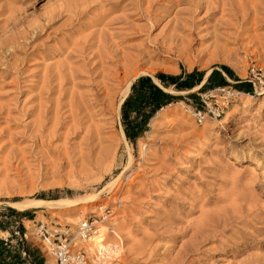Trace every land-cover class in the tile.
I'll return each instance as SVG.
<instances>
[{
	"label": "rangeland",
	"instance_id": "1",
	"mask_svg": "<svg viewBox=\"0 0 264 264\" xmlns=\"http://www.w3.org/2000/svg\"><path fill=\"white\" fill-rule=\"evenodd\" d=\"M63 1L0 0V43L21 45L13 54L0 49V202L97 196L68 210L26 211L32 217L22 225L27 246L54 264L44 257L50 254L35 234L37 223L75 230L85 216H105L101 227L112 226L110 235L103 229L105 241L121 248L120 257L114 255L107 264H264V0L248 1L260 15L255 20L250 16L241 29L211 10L206 0H87L113 11L70 40L103 29L112 36L109 44L117 41L118 49L143 50L151 58L142 67L145 75L121 73L113 111L94 117V124L105 119L106 137L119 140L106 159L97 150L91 155L85 151V129L72 134V122L57 132L60 137H49L60 94L47 93V82L56 87L54 75L67 52L57 50L65 17L49 23L46 18ZM96 13L91 11L82 23L89 25ZM113 18L118 21L104 28ZM71 63L75 70L81 67L80 59ZM220 65L231 68L240 81L251 78L249 69L255 68L262 76L252 79L256 90L252 87L248 97L239 94L220 117L200 123L194 111L206 91H194L195 99L184 93L151 119L135 145L120 140L121 105L116 107L128 82L142 76L154 80L157 73L207 74ZM77 76L65 84L61 105L73 95L90 98L89 78ZM46 108L50 113L42 120ZM69 110L61 107L64 118L74 114ZM21 212L0 207V215L18 217ZM7 228L0 224V238ZM12 247L7 250L17 253Z\"/></svg>",
	"mask_w": 264,
	"mask_h": 264
},
{
	"label": "bare ground",
	"instance_id": "2",
	"mask_svg": "<svg viewBox=\"0 0 264 264\" xmlns=\"http://www.w3.org/2000/svg\"><path fill=\"white\" fill-rule=\"evenodd\" d=\"M248 1L249 0H232V1L231 0H206V4L207 6H209L211 10L213 9V10L220 11L223 14L222 17L228 16L229 17L228 22L230 21L235 22V25L241 29L244 21H246L250 16H252L253 20H255L256 16L260 15L258 14V12L260 11L259 8H257L255 5H253L252 3ZM87 2H88L87 0L83 2H81V0L80 1L79 0H64L62 4L58 5L57 7H54L53 12L46 18L47 20L46 22L49 23L56 19L62 20L65 17V20L63 21V24L61 26L63 28L62 32H60L59 34L62 37V40L57 41L59 45L57 50L61 52V54L64 53V51L67 52L64 57V60H65L64 65H61L56 70L55 75H54L55 77L54 80L58 82L56 87H51V80L47 82V93L52 94V92L56 90L60 94L59 97L54 101L55 115L53 117V122L51 121L52 128L50 129L51 132L49 133L50 134L49 137H51L52 139L60 137L57 135V132L63 127H65L67 122L69 123L72 122L73 124L70 125L71 128L69 129V131H71L72 134H75V132L77 131H83L85 129L84 130L85 135L83 137L82 144H81V146L84 145L85 151L91 155L94 151L97 150L98 157L106 159L108 158V156L110 155L111 151L116 146V144H118L119 140L117 141V140H113L111 138L106 137L107 135L105 136V133L107 132H105V130L107 131V126H106L107 123H104L105 119L101 118L99 121L97 120L98 122H96V124H94L95 123L94 117L96 116L99 117L104 112L110 109L113 111V108H112L113 105L111 103V100L115 96L114 95L115 89L118 88L117 86L122 81L121 73L123 75H126L125 77H131V76L133 77V75L137 76V73L145 75V72L143 71L142 67H144V65L151 58L149 57V53L144 52L143 50H136L134 53H131V52L128 53V52L123 51L125 49H118V46L120 44L118 45L117 41L116 42L114 41L115 43L112 42V44H109L111 42H108V39L110 41V39H112L110 37L112 36L106 35L103 29L101 30L96 29L97 31H93L90 34H87V36L85 35V37L79 36V39L70 40L71 36L77 35V34L80 35L81 30L82 29L84 30V27L92 28V27H96L100 25L102 20L108 17V15H110L113 11L112 10L113 7L111 6H110V10L105 11L103 9L104 6L100 7L96 5L93 7L94 1L89 2V3ZM108 2L109 0L105 1L106 4ZM95 10L97 11V13L95 16L91 17L90 24L84 25L82 23V20L84 18H87L90 15L91 11H95ZM116 21H118L117 18H113L109 20L107 23L103 24L104 28H108V26H110L109 25L110 23H113ZM34 30L35 29L32 30V33L30 34V36L29 34H27L29 36V40L31 39L32 35H34ZM116 40H119V39H116ZM67 41L71 43V45L73 46L72 48H69V46H66L65 42ZM23 44L25 45L26 43H23ZM20 46H21L20 44L13 45L11 43L10 44L8 43V45H6V44L0 43L1 53H3L6 50V52L12 51L10 54H13L15 49H18ZM26 46L28 47V45ZM218 48L219 47L215 46L214 52H217ZM170 50L171 49L165 50V51L169 53ZM24 57H26V52L24 53ZM72 58L80 59L81 67L78 70L74 69V64L71 63ZM97 68L99 69L98 71H97ZM78 73H83L85 77L89 78L88 97L90 98H87L86 95H83V94L82 96L73 95L72 96L73 100L71 99L69 100L67 104L61 105V99H64L65 96L67 95L66 91L65 92L63 91L65 84L70 80L72 81L75 78H78L77 76ZM210 73L211 72H207L201 84L189 92H194L198 90V88L201 87L203 83H205ZM132 82L133 80H131V82H128V84L126 85L124 94L122 98L119 100V103L117 104V107H116L117 109L129 95ZM154 82L156 83V85L160 87V84L156 79H154ZM166 91L171 92L172 94L173 93L177 94V95H181L182 93H185V92L177 93L170 89H167ZM242 95L245 97H248V95H245V94H242ZM48 99H49V96L46 99L48 101V102L46 101V103L49 104L51 103V101H49ZM65 106L69 107L70 109L69 111L73 112L74 114L70 113L69 116L67 115L64 118L63 115L61 114V107H65ZM168 106H165V108L160 110L155 116L161 113V111L163 114V111L166 108L167 109L169 108ZM91 107H94V108L98 107L99 110L95 113H90L91 109L89 108ZM49 113L50 112L49 110H47V108L43 110L40 113L41 119L43 120V116L45 114L47 116ZM74 116H76V120L71 119V117L75 118ZM154 117L152 118V120L154 119ZM45 120L46 119L44 117V121ZM48 121H45V122H48ZM89 122L91 123L94 122V123H92L93 125L91 124V125H88L87 127L82 126L85 123H89ZM149 124H151V120ZM120 140L127 143V141L125 140L124 134H123L122 127H120ZM87 153L85 155H87ZM96 198L97 196H91V197H87L83 199L68 198V199H57V200H51V201L35 198V199L20 200L18 202H2V203L0 202V207L2 205H5L9 207L10 209H13L16 211H23V212L29 211V210H35L39 208L50 209V210L52 209L68 210L70 208H76L85 203L92 202ZM103 209H104L103 206H101L99 210L102 211ZM73 220L76 221V219H73ZM100 228H102V230L106 229L108 231V235L112 233L111 232L112 226L110 225L109 226L105 225L102 227L100 225ZM72 231H75V230L72 229ZM113 231L116 237H118L116 231L115 230ZM76 240H77V237H76ZM77 241L81 243L85 252H87L89 258H92V260L95 262L104 261L105 262L104 264H107L114 257V255H117L118 258L121 255L120 246H117L115 244H111L108 242L106 243L102 242V241H105V238L100 241H95V240L93 241L90 239H86L85 241H79V240ZM40 243H41V240H40ZM43 246L45 247L46 252L50 254V252L47 251V246H45L44 244ZM50 256L51 254L46 255L45 257L51 260L50 258H52V256L51 257ZM113 261L115 262L116 258Z\"/></svg>",
	"mask_w": 264,
	"mask_h": 264
},
{
	"label": "trees",
	"instance_id": "3",
	"mask_svg": "<svg viewBox=\"0 0 264 264\" xmlns=\"http://www.w3.org/2000/svg\"><path fill=\"white\" fill-rule=\"evenodd\" d=\"M205 76L206 73L196 70L189 73L182 71L180 75L157 73L155 77L162 89L154 83L150 76H142L136 79L131 84L129 95L120 106V125L122 126L125 140L135 145L138 142L137 140L148 132L150 120L160 110L164 109L168 104L182 100V95H172L164 90L171 89L177 93L188 92L186 94L187 97L195 99L198 94L189 91L198 87ZM223 87H232L245 95L253 93L251 83L240 81L235 72L225 65L215 66L205 83L198 88L196 93ZM41 199L44 200L43 197ZM31 219L32 217H29V220ZM26 252L33 264H43L44 260L39 256L37 251L26 248ZM6 254L16 264H21L17 253L10 255L8 251ZM0 258H3L2 251H0Z\"/></svg>",
	"mask_w": 264,
	"mask_h": 264
},
{
	"label": "built area",
	"instance_id": "4",
	"mask_svg": "<svg viewBox=\"0 0 264 264\" xmlns=\"http://www.w3.org/2000/svg\"><path fill=\"white\" fill-rule=\"evenodd\" d=\"M251 75L249 79L245 80L250 82L251 86L256 90L255 81L256 78L261 80V74L255 69H249ZM240 92L236 91L232 87L214 88V90L206 91L200 95V105H198L194 111V116L198 123L207 121L208 119L215 120L223 114L224 110L229 106L231 101L235 99ZM105 216L101 218H94L87 216L82 218L78 222V226L75 231H72L69 226L55 225V229L48 228L43 223H37L35 228V234L41 240L47 251L50 252L54 264H104L103 261H93L89 258L87 252H85L83 246L79 241H85L86 239L100 241L105 238L106 233L100 228V223L105 221ZM9 221L8 215L4 214L0 216V222ZM6 233L7 235L0 238V242L7 247V249L17 247V254L24 264H31L26 252L28 247L26 242V232L22 228L21 222L13 221L7 223ZM77 237V240H76ZM10 238V240H9ZM105 242L106 241H102ZM101 242V243H102ZM14 244V245H13ZM108 253V252H107ZM6 260H9L7 257Z\"/></svg>",
	"mask_w": 264,
	"mask_h": 264
},
{
	"label": "crops",
	"instance_id": "5",
	"mask_svg": "<svg viewBox=\"0 0 264 264\" xmlns=\"http://www.w3.org/2000/svg\"><path fill=\"white\" fill-rule=\"evenodd\" d=\"M155 83V82H154ZM156 84V83H155ZM161 89H162V87H160ZM164 90V89H163ZM171 90V89H170ZM164 91H166V90H164ZM173 91V90H172ZM167 93H170V94H172L171 92H168V91H166ZM185 93H187V92H185ZM182 94H184V93H182ZM181 94V95H182ZM172 95H176V96H181V95H177V94H172ZM175 103H178V102H175ZM175 103H172V104H175ZM172 104H168L169 106L170 105H172ZM167 105V106H168ZM21 213H24V214H18V217L17 216H13V215H8V217H9V221H2V222H0V224H2V223H11V222H13V221H16V222H21V224L23 225V222H31L30 220H29V217L30 216H28L27 214H26V212L24 211V212H21ZM2 215H4V214H2ZM2 215H0V216H2ZM15 215H17V213H15ZM32 220V219H31ZM5 233V232H4ZM2 234V233H1ZM27 248H29V249H31L30 247H27ZM13 249V248H12ZM0 251H2V252H4L5 253V256H4V254H3V258H2V260H0V264H16L15 262H14V260H12V259H9V260H6L7 259V257H8V255L6 254L8 251H9V253H10V255H12V254H14L15 252H12V251H10V250H7V247L5 248V246L2 244V242H0ZM44 253V252H43ZM7 256V257H6ZM28 257H29V260H30V263L31 264H33L32 263V260H31V258H30V256L28 255ZM44 257H45V255H44ZM45 259H46V257H45ZM19 260L21 261V264H24V262L19 258ZM43 264H49L48 263V261H45L44 260V262H43Z\"/></svg>",
	"mask_w": 264,
	"mask_h": 264
},
{
	"label": "water",
	"instance_id": "6",
	"mask_svg": "<svg viewBox=\"0 0 264 264\" xmlns=\"http://www.w3.org/2000/svg\"><path fill=\"white\" fill-rule=\"evenodd\" d=\"M154 81V80H153ZM204 84V83H203ZM158 86V85H157ZM159 87V86H158ZM160 88V87H159Z\"/></svg>",
	"mask_w": 264,
	"mask_h": 264
}]
</instances>
